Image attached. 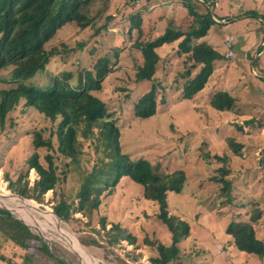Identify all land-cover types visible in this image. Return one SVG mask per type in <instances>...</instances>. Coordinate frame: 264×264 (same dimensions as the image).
<instances>
[{
    "label": "rangeland",
    "instance_id": "rangeland-1",
    "mask_svg": "<svg viewBox=\"0 0 264 264\" xmlns=\"http://www.w3.org/2000/svg\"><path fill=\"white\" fill-rule=\"evenodd\" d=\"M181 1L136 0L130 7L125 6L123 0H109L106 15H111L113 20L107 24L109 31L97 36H93L91 28L80 30L73 24L64 25L45 44L46 50L56 48L63 54L60 59L55 58L50 62L48 72L38 74V79L32 84L36 86L40 77L46 78L49 84L52 75L61 72L71 73L74 83L78 73L90 68L91 60L93 62L108 56L111 73L102 81L100 91L95 95L114 113L122 154L131 160L147 161L159 175L176 171H183L186 175L181 194H167L169 215L185 222L188 232L187 238L178 243V255L171 264H264V257L236 250L230 236L225 233L231 221L244 222L248 214L257 208L261 218L253 224V228L256 236L264 239V130L257 127L260 123L264 127V114L260 113L264 108V75L252 74V71L260 73L256 63L260 61L257 53H264V44H261L264 42V22L258 17L243 15L247 11L264 14V0H189L197 13H204L207 8L208 14L217 19L200 43L211 46L220 58L213 62V72L205 88L191 100H185L182 98L184 80L179 73L189 64L178 56L176 43L164 45L157 51L159 62L153 78L154 83L160 84L156 114L144 120L136 119L133 114L134 105L149 90L152 82L134 81L135 67L141 64L142 59L140 52L127 44L129 18L140 13L142 29L145 34L151 33L152 38L160 36L168 23L174 29H184L188 17ZM101 6V1L92 5V16L98 17ZM103 18L100 17L98 21L103 23ZM230 36L233 37L230 48L233 57L228 59L224 42ZM134 39L136 34L133 32L131 42ZM79 44L84 46L81 48ZM114 49L118 51L117 57L113 55ZM91 51L93 55L89 54ZM197 69H193L192 73ZM8 74L9 69L1 70L0 79L8 78ZM9 83L10 80L0 81V89L8 88ZM217 92H228L236 99L232 111L217 112L209 106L210 98ZM162 99L164 102L160 103ZM12 117L16 126L8 128V135L5 131L0 133V194L7 192L14 196L15 193L9 190V184L4 180L5 174L15 179L13 174L17 170L22 167L25 171L23 162L32 152L31 135L28 133L32 134L35 129L42 130L46 138L51 124L36 114L22 115L18 112ZM239 118L254 119L257 124L248 127L238 121ZM227 139L242 145L239 156H234L228 150ZM82 151L84 154L74 162L61 158L54 160L57 174L66 172L64 183L56 187V198L63 197L66 202L75 205L78 191L92 172L97 157L91 145L83 144ZM39 154L43 157L46 151L40 149ZM215 157L226 158V163ZM220 168L229 171L230 202L235 203L222 207L219 183L212 180L218 176ZM36 179L35 172L31 170L28 176L30 185ZM111 191V194L104 192L100 196L101 204L92 220V229L100 230V221L104 219L106 230L111 231L112 226H117L135 239L134 244L128 245L122 241L109 246V237L105 232L100 230L96 235L77 223L69 225L58 219L60 228L78 243L90 259L89 264H120V260L126 264H149L148 259L157 254L156 244L169 246L171 242L167 230L156 218V204L145 200L142 186L128 177L122 178ZM18 202L16 196L6 200L11 207ZM34 203L40 210L52 213V192L44 195L43 204ZM0 210V215L6 212L12 219L17 217L1 206ZM72 216L81 218L78 213ZM30 229L34 235L45 240L54 256L59 257L55 250L62 255L67 252L70 254V258H67L69 262L82 264L76 252L77 256L64 244L41 237ZM81 231L90 233L99 246L105 247L93 244L80 246L77 236ZM0 251L16 263L23 254L22 250L10 244L0 248ZM0 264L3 263L0 261Z\"/></svg>",
    "mask_w": 264,
    "mask_h": 264
},
{
    "label": "trees",
    "instance_id": "trees-1",
    "mask_svg": "<svg viewBox=\"0 0 264 264\" xmlns=\"http://www.w3.org/2000/svg\"><path fill=\"white\" fill-rule=\"evenodd\" d=\"M97 1H101L102 6L97 12L98 17H95L92 16L91 7ZM123 1L125 6L133 7L136 0ZM181 2L188 17L185 25L182 24L184 29H174L172 24L168 23L160 36L152 38L151 33L145 34L142 29L140 13L129 18L127 44L129 48L140 52L142 59L141 64L135 67L134 81L152 82L149 90L134 105L133 114L136 119L144 120L156 114V97L160 84L154 83L153 78L159 62L157 51L161 47L176 43L178 56L183 57L184 63L189 64V67L179 73V77L184 80L182 98L185 100H191L205 88L213 72L212 64L220 58L211 46L200 43L216 24L208 14L207 8L204 13H197V9L189 0ZM108 3L109 0H0V71L9 69L8 78H2L0 81L10 80L8 88L0 89V133L5 131L8 135V128L13 129L16 126L12 115L18 112L22 115L36 114L51 124L50 133L46 138L43 137L42 130L35 129L32 134L26 132L31 135L32 145V152L23 162L26 169L23 171L21 167L17 170L13 174L15 179L6 173L4 180L15 195L38 204H43L44 195L51 191L52 212L60 221L69 225L77 223L83 226V229L92 230L96 235L101 230L109 237L107 244L112 246L122 241L132 245L135 239L117 226H112L111 231L106 230L104 219L100 221V230L96 231L92 229V220L101 204L100 196L104 192L111 194L117 183L128 177L133 183L142 186L145 200L156 204V218L170 236V245L156 244L157 254L150 257L148 262L171 264L177 258L178 243L187 238L188 232L185 222L169 215L167 194L180 195L186 175L183 171L159 175L151 169L147 161L131 160L122 154L119 144L120 132L114 113L95 95V92L100 91L102 81L111 73L109 57H100L93 62L90 57V68L77 74L75 84L72 83L73 75L66 72L54 76L51 74L49 84L46 78L41 77L36 86L32 84L38 79V74L48 72L47 66L50 62L56 60L55 58L60 59L63 54L56 48L46 50L45 44L64 25L73 24L80 30L91 28L94 31L93 36L109 31L107 24L113 19L111 15H106ZM243 15L258 17L264 22V14H257L255 11H247ZM100 17H104L103 23L98 21ZM153 26L155 27L154 23ZM133 32L136 39L131 42ZM229 39L231 46L232 36L224 45ZM78 46L82 48L84 45ZM114 52V57H117V49H114ZM89 54L93 55V52ZM196 68L199 69L192 73ZM163 102L162 99L160 103ZM235 103L236 99L228 92H217L209 100V106L217 112H230ZM247 122V125L253 124L254 119ZM83 144L91 145L97 157L92 172L85 178L78 191L75 205L66 202L63 197L56 198V187L59 183H64L66 172L58 175L54 160L61 158L69 162L76 161L84 154ZM226 144L234 156L240 155V143L227 139ZM40 149L46 151L43 157L39 154ZM215 159L223 161V164L227 160L219 157ZM31 170L35 172L37 179L30 185L28 176ZM228 174L227 169L220 168L218 176L212 179L219 183L221 207L225 204H235L230 202L231 181L227 179ZM75 213L81 218H74L72 215ZM5 214L0 215V248L10 244L22 250L23 254L16 263L0 251V261L3 264H68L49 251L44 239L34 235L18 220L7 216L6 212ZM260 218V210L254 208L246 221H231L228 224L225 233L230 236L236 250L264 257V239H259L253 228V224L258 223ZM89 234L81 231L77 236L79 244L83 247L92 244L101 247ZM63 255L70 258L67 252H63ZM119 263L126 264L122 260Z\"/></svg>",
    "mask_w": 264,
    "mask_h": 264
},
{
    "label": "bare ground",
    "instance_id": "bare-ground-1",
    "mask_svg": "<svg viewBox=\"0 0 264 264\" xmlns=\"http://www.w3.org/2000/svg\"><path fill=\"white\" fill-rule=\"evenodd\" d=\"M2 185L3 184L1 183V187H3ZM0 192L2 191L0 190ZM13 197V195L11 196L7 192H5V194H0V206L4 207L3 209L5 210L15 213L17 217L14 218L16 220L25 224L29 228H32L35 232L41 235V237L47 238L51 241L54 239L74 250L82 264H89L88 261L90 259L84 254L78 243L60 228L58 219H56L52 213L48 210H40L34 202L29 200L28 202L26 200H19L15 207L8 206L6 200L8 201V199Z\"/></svg>",
    "mask_w": 264,
    "mask_h": 264
},
{
    "label": "crops",
    "instance_id": "crops-1",
    "mask_svg": "<svg viewBox=\"0 0 264 264\" xmlns=\"http://www.w3.org/2000/svg\"><path fill=\"white\" fill-rule=\"evenodd\" d=\"M215 21L217 20L216 18H213ZM222 21V20H221ZM264 44V42L262 41L261 42V44ZM257 55H259V60L260 61H257V63H256V65H257V68H258V70H259V72L260 73H257L256 71H252V74L253 75H258V74H260V75H264V59H263V56H264V53L262 52V53H260V52H258L257 53ZM240 100V99H239ZM249 102H251V101H249ZM260 113H262V114H264V108L260 111ZM242 121L243 122V124H245L246 123V126H250V125H247V121H249L250 119H242V118H239L238 119V121ZM249 124V123H248ZM253 124H257L255 121L253 122ZM257 126L259 127V126H261V123L260 124H257ZM260 128V130H264V127L263 126H261V127H259Z\"/></svg>",
    "mask_w": 264,
    "mask_h": 264
},
{
    "label": "water",
    "instance_id": "water-1",
    "mask_svg": "<svg viewBox=\"0 0 264 264\" xmlns=\"http://www.w3.org/2000/svg\"><path fill=\"white\" fill-rule=\"evenodd\" d=\"M14 196H16L20 201H24L25 199H23L22 197H20V196H17V195H14ZM53 213V212H52ZM54 214V213H53ZM55 215V214H54ZM55 217L57 218V219H59L56 215H55ZM20 222V221H19ZM23 224V223H22ZM23 225H25V224H23ZM26 226V225H25ZM28 229H30L28 226H26ZM31 230V229H30ZM40 238V237H39ZM41 239V238H40ZM70 249V248H69ZM70 251L73 253V255H76L75 254V251L74 250H72V249H70ZM55 252H56V254L59 256V258L60 259H62L63 261H65V262H67L68 264H72L71 262H69L68 261V259L67 258H65L61 253H59V251L57 250H55Z\"/></svg>",
    "mask_w": 264,
    "mask_h": 264
},
{
    "label": "built area",
    "instance_id": "built-area-1",
    "mask_svg": "<svg viewBox=\"0 0 264 264\" xmlns=\"http://www.w3.org/2000/svg\"><path fill=\"white\" fill-rule=\"evenodd\" d=\"M230 41H231V39H229V41L226 42L225 45H224L225 49L227 50L226 58H228V59H230V58L233 57V54H232V52L230 51V48H231V46H230Z\"/></svg>",
    "mask_w": 264,
    "mask_h": 264
}]
</instances>
